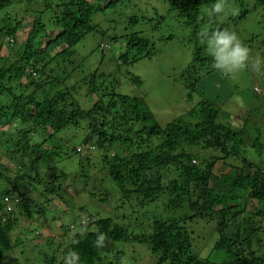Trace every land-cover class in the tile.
Wrapping results in <instances>:
<instances>
[{"label": "trees", "instance_id": "1", "mask_svg": "<svg viewBox=\"0 0 264 264\" xmlns=\"http://www.w3.org/2000/svg\"><path fill=\"white\" fill-rule=\"evenodd\" d=\"M215 2L44 0L41 5L35 0L34 4L33 0H0V12L10 10L0 20V257L25 243L22 236L14 239L16 226L23 222L21 215L34 218L46 208L45 201L26 199L27 186L42 188L41 196L59 192L65 200L64 193L70 194L68 183L59 184V174L53 173L51 181L38 166L55 163L62 144L70 143L62 139V144L49 148V139L73 130L79 143L66 156L72 152L83 156L79 176L89 177L90 165L98 159L93 154L99 151L106 179L119 189L117 210H128L119 222L100 217L102 212H85L73 229L69 225L64 229L69 239L63 253L58 245L53 255L43 256L47 264H122L121 242L147 244L161 264H264V252L254 247L264 225H252V217L264 220V127L252 129V113L240 125H232V118L222 121V109L216 104L225 103L219 94L222 90L209 89L210 95L207 88L212 84L198 86L204 75L217 71L207 53L206 33L236 28L252 11L263 8L264 0H225L227 15L210 17ZM14 6H20L15 18ZM30 6L35 17L23 36L20 28ZM171 13L193 47V60L183 74L187 99L197 92L204 95L188 118L160 125L144 96L118 89L121 77L117 74L96 69L90 78L73 77L85 63L75 58L77 46L89 35H105L103 23L125 26L108 37V44L122 41L117 64L131 66L155 54V40L148 32L161 27ZM100 47L104 52L108 49L104 44ZM248 50L250 54L251 47ZM128 74L136 86L143 84L130 70ZM77 81L87 84L88 95L93 96L88 108L73 93ZM15 121L18 137L3 128ZM141 122L145 124L139 128ZM82 126L87 130L80 136ZM220 162L223 166L217 172ZM253 200L262 206L247 214L250 226L243 234L244 224L238 217ZM131 216L137 217L133 230L123 222ZM196 219L216 223L220 233L208 259L192 251V233L186 224Z\"/></svg>", "mask_w": 264, "mask_h": 264}, {"label": "rangeland", "instance_id": "2", "mask_svg": "<svg viewBox=\"0 0 264 264\" xmlns=\"http://www.w3.org/2000/svg\"><path fill=\"white\" fill-rule=\"evenodd\" d=\"M35 1L42 5L44 0ZM169 3L168 1L167 4L164 3L168 9L171 7ZM16 7L14 6L11 9L14 18L18 11ZM29 9L30 11L32 10L31 6ZM1 11L10 12L8 8ZM5 13L0 12L1 21L4 20ZM171 15L172 13L161 27L156 30L150 29L148 32L155 40V54L152 57L140 59L131 66L123 64L119 66L117 64V53L120 51L122 41L117 44L110 43V47L108 44L110 42L108 37L116 36L125 26L119 22V25L112 27L111 22H105L106 24L102 22L104 31H106L105 35H89L77 46V56L75 58L85 61V63L78 69L81 73L79 71L76 77L74 75L73 77L80 81L83 78H90L96 69L112 73L113 75L117 74L121 77L118 89L131 95L144 96L154 114V119L160 125L167 126L179 118H188V114L195 107H198L204 95L201 92H197L191 100L187 99L188 90L184 85L183 74H185V70L193 60V47L188 45L186 33L179 25L175 24ZM34 17V12L32 13L31 11L30 15L24 18L20 28L23 36L28 31L27 25L29 21H33ZM230 31H234L242 43L247 48L249 47L250 49L251 47L252 49L246 67L234 74H223L217 70L212 75H204L198 86L200 87L205 82V85L212 84V86L207 88L212 92H215L216 89L218 91L222 90L219 91V94L222 95L225 103H216L222 109V121L229 122L228 120L232 118V125H240L243 124L244 117L252 113L250 120L252 129L255 125L264 127V7L252 11L249 17L236 28L231 26ZM169 35H173V39L160 40L162 37H168ZM255 35L259 38L255 41H249L248 38ZM102 44L108 48L106 52L102 51L100 47ZM7 46L10 48L9 44ZM9 48H7V52H9ZM128 70H130V73L142 78L143 84L140 87L136 86L135 82L131 80ZM101 80L103 79L99 78V81ZM74 81L72 79L71 83ZM73 84L71 85L73 86ZM221 85L224 87H221ZM256 86H260L259 88L262 89L259 93L257 92L258 94L254 92ZM226 88L229 90L225 91ZM211 91L210 95H213ZM73 93L78 97L77 99L83 107L88 108L93 103V96L88 95L87 84L78 82ZM237 97L243 101L242 104L237 101ZM14 123L15 125H5L3 128L8 133L18 137L20 136L19 125H16V121ZM144 124V122L139 123V128ZM146 124L149 123L147 122ZM86 130V127L82 126L77 134L82 136L84 133L86 134ZM65 132L66 130L62 131L58 134L59 137L49 139L47 142V147L50 148L58 143L62 144V139L68 138L70 143L62 144L61 157H58L55 163H42L38 166V169L49 180H53L52 174L55 173L53 176H58V174L60 176L59 184L66 185L68 183L70 185V194L66 195L64 193V198L67 202L61 198L59 192L54 194L47 193L41 196L42 188L34 190L32 187L27 186L25 189L27 192L26 199H38L39 204L45 201L44 206L46 208L42 207V212L39 215H34V218H27L25 215H21L23 222H19V225L16 226L14 239L22 236V241L25 243L16 246L11 252L0 257V264H47L43 256L46 254L53 255L54 249L58 245H61L60 251L63 253L69 239L68 236L66 237L64 229L68 225L73 229L76 226L75 222L79 221L81 216L85 215V212L91 214L102 212L100 217H112L117 222L127 213L128 209L125 211L124 209L117 210L121 205L119 189L115 188L113 182H109L106 179V173L102 169L101 158H99L100 152L92 153L98 159L92 161L89 177H80L79 172L82 168L80 159L83 156L76 152L66 156V151L70 153L71 149L79 143L75 135L72 134L76 131L73 132L72 130L70 134V131L67 134ZM92 150H95V148L92 147ZM126 154H129V152L127 151ZM5 163L11 164L9 161H5ZM222 166L223 164L220 162L216 166V171L219 172ZM66 172L68 173V178H66ZM34 175H36L35 172ZM28 181L33 182V178H29ZM82 206L85 208L84 211L81 209ZM261 206L260 202L253 200L246 206L245 214L238 217L239 223L244 224L243 234H246V229L250 226V223L246 220L247 214L254 212L256 207ZM130 211H133L132 207H130ZM136 218L131 216L130 219L123 222L133 230L136 228L134 225ZM186 225L192 233V251L203 259L210 258L211 249L216 246L220 239L217 224L196 219ZM252 225L256 227L263 226L264 220L252 217ZM260 239L259 241L258 237L255 238L254 247L257 251L264 252V232L260 233ZM118 246L120 250L125 252L122 264H161L159 263V256L154 255L147 244L121 242L118 243Z\"/></svg>", "mask_w": 264, "mask_h": 264}, {"label": "clouds", "instance_id": "3", "mask_svg": "<svg viewBox=\"0 0 264 264\" xmlns=\"http://www.w3.org/2000/svg\"><path fill=\"white\" fill-rule=\"evenodd\" d=\"M208 15L210 17L213 15L226 16L225 0H216ZM205 44L207 53L212 58L214 68L223 74L237 73L244 69L249 61L248 48L234 31H230L227 28L212 31L210 34L206 33ZM259 87L256 86V90ZM261 90H257V92L259 93ZM236 99L239 103H243L239 97ZM102 238L101 236L100 239Z\"/></svg>", "mask_w": 264, "mask_h": 264}, {"label": "built area", "instance_id": "4", "mask_svg": "<svg viewBox=\"0 0 264 264\" xmlns=\"http://www.w3.org/2000/svg\"><path fill=\"white\" fill-rule=\"evenodd\" d=\"M257 90H260L259 88H257Z\"/></svg>", "mask_w": 264, "mask_h": 264}]
</instances>
